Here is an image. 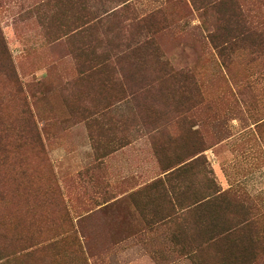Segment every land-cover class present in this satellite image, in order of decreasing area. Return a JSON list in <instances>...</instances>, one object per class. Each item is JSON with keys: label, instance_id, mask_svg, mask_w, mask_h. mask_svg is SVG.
<instances>
[{"label": "rangeland", "instance_id": "rangeland-1", "mask_svg": "<svg viewBox=\"0 0 264 264\" xmlns=\"http://www.w3.org/2000/svg\"><path fill=\"white\" fill-rule=\"evenodd\" d=\"M0 31V264H264V0H0Z\"/></svg>", "mask_w": 264, "mask_h": 264}, {"label": "trees", "instance_id": "trees-1", "mask_svg": "<svg viewBox=\"0 0 264 264\" xmlns=\"http://www.w3.org/2000/svg\"><path fill=\"white\" fill-rule=\"evenodd\" d=\"M246 29V28H245ZM245 32H248V30H245ZM6 49H7V47H6V42H5V39H4V37H3V35H2V32L0 31V68H6V67H9V69H10V67H11V59H10V57L8 58V56H7V54H6ZM210 201V200H209ZM205 202L206 204H204L203 205V207H207L208 206V208H207V210H206V212H205V214L204 215H202V217H203V222H205V224H207L208 222H210L211 221V219H212V217H213V212H212V210H211V208L212 207H210L211 205L212 206H217L218 204H221L222 202H223V200H221V197H219L218 199H214L213 201H211V202ZM214 210H215V212H216V214L214 215V217H213V224H219V220L217 219V216H218V214H219V209L218 208H214ZM218 210V211H217ZM205 227V226H204ZM225 234H226V232H224ZM224 233H222L220 236H223V234ZM214 234V233H213ZM212 234V235H213ZM212 235L209 237V239L211 238V240H214V238H212ZM208 251H206V253H207ZM201 263H204V264H206L204 261H203V259H202V262ZM208 264H213V262L211 261V260H209L208 261ZM219 264H226V262L225 261H222L221 263H219ZM247 264H251V263H247Z\"/></svg>", "mask_w": 264, "mask_h": 264}, {"label": "crops", "instance_id": "crops-1", "mask_svg": "<svg viewBox=\"0 0 264 264\" xmlns=\"http://www.w3.org/2000/svg\"><path fill=\"white\" fill-rule=\"evenodd\" d=\"M215 158L217 159L218 163H220L222 161V158H221V161H219L220 157L215 156ZM223 179L227 180V179H231V178L229 176L227 177L225 174H223Z\"/></svg>", "mask_w": 264, "mask_h": 264}]
</instances>
